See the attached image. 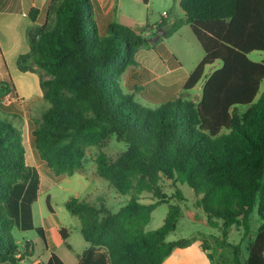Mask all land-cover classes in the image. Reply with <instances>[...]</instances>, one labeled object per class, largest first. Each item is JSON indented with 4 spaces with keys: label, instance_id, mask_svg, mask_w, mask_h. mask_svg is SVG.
Wrapping results in <instances>:
<instances>
[{
    "label": "trees",
    "instance_id": "trees-1",
    "mask_svg": "<svg viewBox=\"0 0 264 264\" xmlns=\"http://www.w3.org/2000/svg\"><path fill=\"white\" fill-rule=\"evenodd\" d=\"M133 1L147 5L150 0ZM180 7L183 19H163L157 26L166 30L165 39L189 26L205 52L183 92L197 86L207 66L222 62L196 103L180 95L152 108L126 93L122 76L138 66L136 56L149 40L127 17L104 32L92 0H51L47 22L30 30V52L17 60L20 72L38 75L49 106L34 137L40 158L54 174L83 169L87 146L103 148L115 138L126 147L116 156L100 152L97 158L98 176L127 197L125 206L114 211L88 197L65 204L90 244L79 264H163L175 249L189 246V239L167 241L182 215L184 185L225 244L234 227L250 236L257 211L261 225L244 264H264V60L249 58L264 53V0H181ZM38 14L32 9L29 17L36 22ZM12 92L11 78L0 82V264H21L32 256L20 253L15 228L37 230L46 242L32 212L39 174L27 162L22 129L2 117L9 109L4 99ZM163 183L176 189L172 197ZM144 194L151 202H142ZM162 205H168L165 222L149 231ZM61 235L69 237L65 229ZM202 248L209 250L205 241ZM240 255L235 246V264H241ZM46 264L64 262L52 253Z\"/></svg>",
    "mask_w": 264,
    "mask_h": 264
},
{
    "label": "rangeland",
    "instance_id": "rangeland-1",
    "mask_svg": "<svg viewBox=\"0 0 264 264\" xmlns=\"http://www.w3.org/2000/svg\"><path fill=\"white\" fill-rule=\"evenodd\" d=\"M92 1L95 7L96 20L101 29L103 30L110 21V16H106L105 14H103V12H101L102 9L100 10L98 6V3L101 0ZM115 1L118 2L116 6L114 5V0H111L108 4L111 8L113 6L116 7V10L114 11V13H112V15H114V21L126 17L134 20L137 29L145 30V38L148 36H145L146 33L151 32V26L145 28V25L147 23L151 25L155 22L162 21L164 12L169 13L170 18L172 19L175 15V11L180 9L179 0H150L149 4L147 5L137 3L133 0ZM50 23H53L52 19L50 20ZM158 45L159 42L154 45H151V47L155 48L156 51H158ZM168 46L174 51V54L176 55L168 56L171 57V66L175 64L176 58L181 64V68L177 72H175V74L171 75L172 79H175L172 82L173 88H176V86L178 87V85L180 84V81H178L179 79L177 78H179V76L188 77L195 70L199 62L202 60L205 55V52L200 43L198 42L197 38L190 30H183L180 36H176L175 38L170 40V42H168ZM249 58L255 62H260L264 59V53L255 52L250 54ZM219 66H221L220 62H217L212 66H207L204 76L202 80L197 84V86L193 90L188 92H183L182 90L179 95L183 96L185 100L193 101L195 103L198 102L202 94V87L207 77ZM130 69L122 76L121 86L123 90L126 93L135 94L136 100L145 106L156 108L161 105L160 103L152 101L153 99L151 98L155 94H153L152 92H148V90H150L148 85L141 87L142 84L146 82V80H142L137 83V79L132 78L134 77L135 73L133 71H130ZM154 78L155 77L152 76L150 77V80ZM263 89L264 85L262 86V91ZM13 100V97H10V100H6V104L8 105V101ZM48 109L49 106L44 101V103L38 106L36 110L32 111L33 114H27L29 121H34L35 128L36 123L42 120L43 114H45ZM4 116L6 117V114L3 112L2 117ZM13 120H15V124H19L20 122V120L18 119L13 118ZM29 144L34 148L35 137L34 139L32 137L30 143L27 141L26 145ZM35 149L36 145L34 148V153L35 155H38L39 153L37 149ZM125 150V145L118 142L115 138L112 139L109 145L103 148L94 146L85 147L86 157L84 160L83 169L77 170V172L73 175H70L68 172L63 173L62 175H56L53 173L55 178L58 177L60 178V180L58 185L52 191H50V195L52 196V198L49 200L48 195L45 194L41 196L40 205L43 208L45 214L44 218L48 220L49 215L51 214L48 205L49 201L50 206L53 207L56 212L57 219L64 226H66V228L69 229L71 234L70 243L73 245V248L76 252L81 251L80 243H82L83 245H87V243L85 242L82 234L79 231L75 230L73 224L77 222L78 219L72 216L71 213L66 209L65 201L70 200L72 198L84 199L88 197L96 203L103 201L105 205L115 211L125 206L128 200L127 197L118 194L114 189L110 188L108 182L98 176L97 173V158L100 152H104L107 155L113 157ZM32 159V155H29L27 162H32ZM97 188L99 189L98 191L95 190ZM163 188L164 192L169 197H172L176 191L175 188H173L167 183H163ZM180 190L184 193L186 201L181 205L182 215L178 222L177 229L168 236L167 241L172 242L179 239H189L191 240V244L189 246L196 243L197 240L205 241V245L209 250L204 251L207 252L206 258L208 259L210 264H235L233 260L234 247L240 246V260L241 264H244L248 257V244L250 242V239L254 238L256 232L258 231L261 225V221L257 214V211H255L252 215L250 236L244 237L243 229L234 227L227 239V244H225L222 241L220 229H214L208 224L207 216L198 207L199 199L195 196L192 189L189 186L184 185L180 186ZM142 202H151V195L144 194L142 196ZM170 202L172 204H178V201L174 198H171ZM167 213L168 205H162L158 207L154 211L152 221L147 229L149 231H152L160 228L165 222ZM52 219L55 218L52 217ZM41 224V217L38 214V210H36V225L40 227ZM218 224L220 227L222 222H218ZM13 236L14 239L19 243V246L23 252L26 251L29 245H34L32 259L28 258L27 260H25V262H23V264H32L33 260L39 258L45 260L47 252L45 241L41 232H38L37 230L22 231L20 229L15 228L13 231Z\"/></svg>",
    "mask_w": 264,
    "mask_h": 264
},
{
    "label": "crops",
    "instance_id": "crops-1",
    "mask_svg": "<svg viewBox=\"0 0 264 264\" xmlns=\"http://www.w3.org/2000/svg\"><path fill=\"white\" fill-rule=\"evenodd\" d=\"M110 1L111 0H101L98 3L100 10L102 9L101 12H103V14L106 16H110V21L108 22L107 26H105V29H103L104 32L107 30L109 24L114 21V15H112V13H114L116 10L115 6L118 4V2L114 0L115 6L111 8L108 5ZM50 2L51 0H0V82L6 81L8 78H11L12 80L14 92H12L10 95L14 100L10 101L8 105L4 104L9 108L8 111H5L4 113L10 120L14 121V123L15 120H13V118L20 120L19 124L15 125L22 129L24 145L27 152V160L29 155H32V162L28 161L29 166L37 170L40 178L38 199L32 205V212L35 228H41L44 231L47 256L45 260L40 258L33 260L32 264H46L52 253L58 255L64 264H79L80 256H82L83 253L90 248V244H88L86 241L85 242L87 245L80 243L81 251L76 252L73 248V245L70 243L71 234L69 229L57 219L56 212L53 207L50 208L51 214H48L49 219L46 220L44 218L45 214L43 208L40 205L41 196L43 194L48 195L50 200L52 198L50 191H52L58 185L60 178H55L53 172L47 167L46 163L40 158L38 153V155H35V145L34 148L30 144L26 145L27 141L29 143L31 142L32 137L34 139L35 131V123L34 121H29L27 114H33L32 111L36 110L38 106L44 103V98L40 88V80L38 75L33 73H22L17 68L18 58L21 55L30 52L28 38L30 30L37 27H42L47 22L48 7ZM180 2L181 0H179L180 9L175 11L173 18L171 19L170 14L167 13L166 16H163V19L167 20L169 23L183 19L185 17V13L180 7ZM32 9L39 11L36 22H33L29 17V13ZM160 22H155L150 25L151 32L146 33L145 35H148L146 37L148 40L156 36V31H158L157 25ZM183 30H190L192 32L191 28L186 25L179 29L170 38H161L156 42H159L157 47L159 48L158 51H156L155 48H152L151 44L145 45L136 56L138 66L130 69V71L135 73L134 77L132 78H136L137 83L139 81L146 80V82L142 84L141 87L147 85L149 86L150 90H148V92L155 94L154 96L152 95L153 97L151 98L153 99V102L163 104L168 101L177 100L186 81L191 75L190 74L188 77L179 76L177 79H179L178 81H180V84L178 87L175 85L176 88H173L172 82L175 79H172L171 75L175 74V72L181 68V64L175 57L177 62L175 61V64L171 66V57L168 56L176 55L174 54V51L168 46V42H170V40L176 36H180ZM220 63L222 66V62ZM221 66L211 72L207 79L216 70L221 68ZM152 76L155 78L150 80V77ZM6 98L7 97H5L4 101ZM95 190L98 191L99 189L97 188ZM68 201L69 200L65 201V204ZM36 210H38V214L41 217L42 224L40 227L36 225ZM52 217L55 219H52ZM73 226L75 227L76 231L81 233V222L79 219L73 224ZM62 229L67 230L69 235L67 240H64L61 235ZM202 243L203 240H197V242L191 246L175 249L172 255L168 257L163 264H210L206 258L207 252L202 248ZM17 244L19 246L18 242ZM28 249L31 250V252L28 253H31L32 256L22 260L21 264H23V262H25V260L28 258L32 259L33 257L34 245H29ZM19 250L20 253H23L20 246Z\"/></svg>",
    "mask_w": 264,
    "mask_h": 264
},
{
    "label": "water",
    "instance_id": "water-1",
    "mask_svg": "<svg viewBox=\"0 0 264 264\" xmlns=\"http://www.w3.org/2000/svg\"><path fill=\"white\" fill-rule=\"evenodd\" d=\"M165 35H166V30H164V29H158V31L156 33V36L153 37L152 39H150L149 40V43L151 45H154L158 40H160L161 38L165 37ZM39 37H40V34L39 33L35 35V39L36 40H38ZM27 252H31V250L28 249V247H27Z\"/></svg>",
    "mask_w": 264,
    "mask_h": 264
},
{
    "label": "built area",
    "instance_id": "built-area-1",
    "mask_svg": "<svg viewBox=\"0 0 264 264\" xmlns=\"http://www.w3.org/2000/svg\"><path fill=\"white\" fill-rule=\"evenodd\" d=\"M166 15H167V13H164V14H163V16H166ZM10 97H11V95L9 94V95L7 96V98H6V100H10ZM6 100L3 102V104H5V105H7V104H6V103H7ZM9 102H10V101H8V104H9Z\"/></svg>",
    "mask_w": 264,
    "mask_h": 264
}]
</instances>
